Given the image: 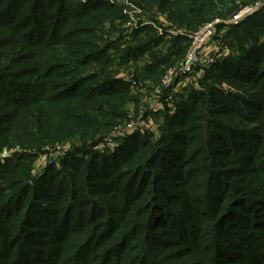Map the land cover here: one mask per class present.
I'll return each mask as SVG.
<instances>
[{"label": "trees", "instance_id": "trees-1", "mask_svg": "<svg viewBox=\"0 0 264 264\" xmlns=\"http://www.w3.org/2000/svg\"><path fill=\"white\" fill-rule=\"evenodd\" d=\"M133 1L195 30L235 0ZM121 9L0 0V150L23 148L0 161V264H176L159 259L168 246L178 264H264V6L227 27L223 41L236 50L200 88L176 94L156 142L136 134L112 153L74 148L61 170L28 182L30 149L124 116L130 83L113 66L147 56L136 77L156 79L185 53L186 37L164 47L152 26L105 39L99 30L117 31ZM130 205L142 221L126 222Z\"/></svg>", "mask_w": 264, "mask_h": 264}, {"label": "rangeland", "instance_id": "rangeland-1", "mask_svg": "<svg viewBox=\"0 0 264 264\" xmlns=\"http://www.w3.org/2000/svg\"><path fill=\"white\" fill-rule=\"evenodd\" d=\"M256 1L257 0H235L234 3H230L224 6L222 5V7L217 10V12L211 18L201 23L195 30H190L185 26H178L169 21V19L167 18V12L159 11L156 6L150 5L149 7L147 3L143 1H141V3H139L138 5L133 0H114V4L121 6L124 20L114 21L117 27V31H113L110 23L105 22L102 28L99 30V34H101L105 39L115 40L120 35V33L123 32L125 36L123 40L127 41L128 39H130L131 34L133 33V31L129 32L131 24L138 21L139 19H141V21L146 19L149 21V23L145 24L144 26L154 27L157 35L162 36L163 41H165L163 43V46L169 47L171 45L170 47H174L173 43L169 44L170 41H173L175 37L181 35L166 31H160L158 27L160 24L162 25V22L160 21V18H162L167 24H169L170 27L175 30H180L184 33V36L182 37L187 38L189 43L188 47L186 48L185 53L182 56L178 58L173 57L172 59L174 63L165 68L162 74H160V76H158V78L156 79L148 77H136L137 69H139L146 60L150 59L147 56H144V59L140 58L137 61L130 60L126 64L113 66L114 76L126 79L130 83L128 96L130 97V99L127 100L123 107L124 116H119L111 119V124L109 126L104 129H96V133H92V135L90 133L84 135L85 137H82L80 134H76L62 141L45 143V145L39 151L36 149H30L28 152H34L36 157H34L30 162V175L28 182L33 184L35 178L42 176L49 166H54L56 169L61 170L62 159L69 153V151H72L74 148H79L78 150L85 148L89 152H96L101 154L112 153L116 148L119 147L120 143L123 140L136 134L145 135L152 142H156L160 138V127L165 121V116L168 114H172L175 111L176 104L174 102V99L176 94H182L185 89L191 86L200 88L199 81H201L205 76L208 68L217 61L231 55V53L236 50L233 47H229L223 41V36L226 33L227 27H229L230 25L238 24L249 15L262 8L264 6V2H262L259 7L255 8L242 20L236 23H228L229 21H231V15L243 6L251 4L254 5L253 3H255ZM107 2L112 3L110 1ZM141 21H139V23ZM207 23H216L217 32L212 37L206 40L202 52V59H207L209 58V56H214L216 57L215 62L211 65H195L193 68H191L190 73H187L185 77H181L173 83V86L171 88L173 94L171 98L169 100L166 99L159 101L157 95H159L158 92H160V90L162 89V78L168 72V70L177 69L188 54L192 43V38H188L187 35L195 33ZM152 24H154V26ZM100 45H102V43ZM200 69H202L203 72L199 74ZM220 87L224 91H238L236 88L230 87V85L224 81L221 83ZM157 102L160 103L161 107L158 111L153 112L152 109L154 105L157 104ZM259 116L262 117V120H259L258 123H260L261 121L262 125L264 123V112L262 114L259 113ZM256 124L257 123H254V125ZM22 150L23 148L19 146H4L0 150V161L3 162L9 156L11 157L13 153L21 152ZM5 153H8V156L3 157ZM89 159L90 158L88 154L84 160L89 161ZM258 176L264 178V173L259 174ZM255 182V179L251 180L250 184L254 185ZM136 205H130L129 207L123 209L125 211L122 210L124 213V215L122 216L123 218H125L126 222L129 220L133 223H136V221L139 220L142 221L143 216H139V218H137L139 210L137 209ZM164 234L166 235V239H168V236L172 237L173 239L174 235L171 236L168 234V232H164ZM166 249V251L163 250V252H161L164 256L159 259L168 260L169 258L171 260L168 261H173L176 264L181 263V261L177 260V258L174 257L173 249H170L169 246ZM241 264H251V262L244 260Z\"/></svg>", "mask_w": 264, "mask_h": 264}, {"label": "built area", "instance_id": "built-area-1", "mask_svg": "<svg viewBox=\"0 0 264 264\" xmlns=\"http://www.w3.org/2000/svg\"><path fill=\"white\" fill-rule=\"evenodd\" d=\"M89 1L90 0H82L83 3H86ZM93 1H106V2L110 1L112 3L114 2V0H93ZM262 2H264V0H260V1L257 0L255 3H253L254 5L251 4V5H246V6L239 8L237 11H235L231 15V21H229L228 23H236L242 20L246 15L252 12L255 8L259 7ZM160 19H161L160 21L162 22V25L159 23L160 25L158 27L160 31L171 32L177 35L184 36V33L182 31L173 29L162 18ZM145 20L141 21V19H139L138 21L133 22L131 24V28L129 32L134 31L135 29H138L140 27H143L145 24H148L149 21L148 20L145 21ZM139 21L141 22L139 23ZM152 25L154 26V24ZM216 32H217V24L207 23L195 33L187 35L188 38H192V43L188 51V54L186 55L185 59L183 60V62L177 69L168 70V72L162 78V89L160 90V92H158L159 95H157V98L159 99V101L166 100V99L169 100L173 94L172 89H171L173 86V83L177 79H180L181 77H185L187 73H190L191 68H193L195 65L197 64L211 65L212 63L215 62L216 57L214 56H209V58L207 59H202V52H203V48H204L206 40L212 37ZM202 72H203L202 69H200L199 74ZM160 107H161L160 103L157 102V104L154 105L152 111L156 112L159 110ZM4 156H8V153H5L3 157Z\"/></svg>", "mask_w": 264, "mask_h": 264}, {"label": "crops", "instance_id": "crops-1", "mask_svg": "<svg viewBox=\"0 0 264 264\" xmlns=\"http://www.w3.org/2000/svg\"><path fill=\"white\" fill-rule=\"evenodd\" d=\"M177 91V90H176Z\"/></svg>", "mask_w": 264, "mask_h": 264}]
</instances>
